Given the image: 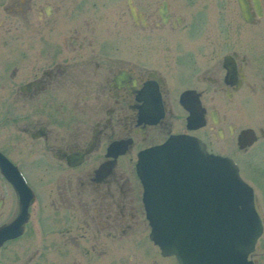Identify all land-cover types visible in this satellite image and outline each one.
Returning a JSON list of instances; mask_svg holds the SVG:
<instances>
[{
  "label": "flooded vegetation",
  "instance_id": "af4514ba",
  "mask_svg": "<svg viewBox=\"0 0 264 264\" xmlns=\"http://www.w3.org/2000/svg\"><path fill=\"white\" fill-rule=\"evenodd\" d=\"M206 13L205 0H0V264H177L150 237L139 155L185 136L238 165L207 129L242 153L264 138V118L247 126L264 115L248 107L247 59L204 53Z\"/></svg>",
  "mask_w": 264,
  "mask_h": 264
},
{
  "label": "water",
  "instance_id": "95a60500",
  "mask_svg": "<svg viewBox=\"0 0 264 264\" xmlns=\"http://www.w3.org/2000/svg\"><path fill=\"white\" fill-rule=\"evenodd\" d=\"M262 16L260 0H252ZM245 22L252 23L245 0H238ZM225 68L230 72L228 60ZM253 131L239 148L255 142ZM137 174L151 239L178 264H251L262 226L252 188L233 160L215 156L192 137H171L139 155ZM1 230L0 237L7 233ZM5 238V237H3Z\"/></svg>",
  "mask_w": 264,
  "mask_h": 264
},
{
  "label": "rangeland",
  "instance_id": "374dc122",
  "mask_svg": "<svg viewBox=\"0 0 264 264\" xmlns=\"http://www.w3.org/2000/svg\"><path fill=\"white\" fill-rule=\"evenodd\" d=\"M205 1L206 26L201 31L203 32L202 35H199L205 41L204 53L206 55H220L219 57H221L235 52L240 57L244 56L247 59L246 75L249 82L257 90L254 102H250L248 107L252 109L254 104H257L254 107L256 114H261L260 110L262 108L264 112L263 91L260 90L264 86V0H261L263 4L262 16L254 25H248L243 21L235 0ZM228 23L232 26L231 28H228ZM218 24L221 25V28H218ZM222 33L223 35L219 36ZM233 37H235L234 42L231 41ZM215 40L217 43L219 40L221 41L220 47H218V44L216 47L212 45ZM240 106L243 113L247 114L245 102H241ZM221 114H223L222 110ZM263 118L264 115L262 114L258 123H249L247 126H251L256 130L258 127H263ZM207 136L211 142L212 150L221 155L234 158L238 162L240 176L254 189L258 213L260 217H264V138L260 139L247 152L242 153L237 150L230 139L224 141L214 139L211 137L209 129H207ZM29 179L33 182L32 177H29ZM12 255V252L7 250L3 253L2 258H9Z\"/></svg>",
  "mask_w": 264,
  "mask_h": 264
},
{
  "label": "bare ground",
  "instance_id": "6f19581e",
  "mask_svg": "<svg viewBox=\"0 0 264 264\" xmlns=\"http://www.w3.org/2000/svg\"><path fill=\"white\" fill-rule=\"evenodd\" d=\"M246 140V137L242 134L241 138H240V143L242 144V141Z\"/></svg>",
  "mask_w": 264,
  "mask_h": 264
}]
</instances>
